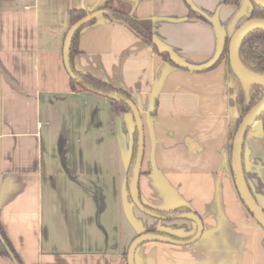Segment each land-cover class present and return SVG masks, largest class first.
<instances>
[{
	"label": "crops",
	"instance_id": "crops-1",
	"mask_svg": "<svg viewBox=\"0 0 264 264\" xmlns=\"http://www.w3.org/2000/svg\"><path fill=\"white\" fill-rule=\"evenodd\" d=\"M108 1L0 0V211L23 264H127L142 234L189 240L198 231L194 221L154 218L134 204L133 114L71 91L70 13H93ZM228 1L115 0L150 28L172 63L103 16L79 34L75 69L128 92L141 114V202L186 206L203 222L192 244L143 243L136 264H264V229L239 196L229 156L235 76L222 57L253 5ZM237 81L248 92L251 85ZM243 163L264 208L261 122L247 135ZM0 264L15 263L0 256Z\"/></svg>",
	"mask_w": 264,
	"mask_h": 264
},
{
	"label": "trees",
	"instance_id": "trees-1",
	"mask_svg": "<svg viewBox=\"0 0 264 264\" xmlns=\"http://www.w3.org/2000/svg\"><path fill=\"white\" fill-rule=\"evenodd\" d=\"M252 11L249 16V19L253 18H264V8L257 6L252 0ZM187 3V2H186ZM228 3L239 5L238 1H228ZM189 10V15L193 17H200L197 12L187 3ZM97 11H104L102 15L107 20L115 23H119L127 27L137 38L143 41L146 45L150 46L155 53L161 56L165 61L171 62L170 55L168 51L161 49L153 38V34L150 28L139 18L118 10L115 7V0H109L104 6L100 7ZM90 14L89 12L83 9H75L70 13V28L79 20ZM98 20L94 19L88 24L82 26L72 37L69 59L72 71L75 75V78L70 77V87L71 91L75 94L90 93L102 98L108 99L113 102L115 112L117 113H129L132 114L130 106L127 104L128 100H132L131 95L123 90L122 88L113 86L105 80L98 79L90 74L79 72L75 69L74 58L81 51L79 49V34L80 32L88 25L93 24ZM70 30V29H69ZM230 39H227L225 49L223 51L222 57L229 58V43ZM239 56L243 65L251 72L264 76V30H256L251 32L246 36L243 42L240 45ZM230 71L233 74V71L230 67ZM235 76V75H234ZM258 90L251 95L249 98L245 109L241 114V119L250 111V109L255 106L263 97L264 89L258 87ZM232 102V99H231ZM233 103V102H232ZM240 119V120H241ZM240 120H234L231 117L229 121V156L231 159L232 145L234 136L237 132V129L240 125ZM262 123L264 130V113L260 117L259 121ZM138 151V131L135 132V147L133 158L129 167V180L131 182L133 176V168L137 157ZM148 210L157 213L161 219L172 221L181 219L180 215L183 213L193 212L190 208L186 206H180L171 210H159L152 207H149L143 204ZM246 207V206H245ZM248 210V209H247ZM249 212V210H248ZM194 213V212H193ZM250 213V212H249ZM251 214V213H250ZM253 217V215L251 214ZM162 235L163 234H159ZM167 237V236H166ZM173 239V238H172ZM135 240V239H134ZM133 240V241H134ZM0 256L6 257L13 261L15 264H23L21 257L18 252L15 250L7 231L1 220V211H0Z\"/></svg>",
	"mask_w": 264,
	"mask_h": 264
},
{
	"label": "water",
	"instance_id": "water-1",
	"mask_svg": "<svg viewBox=\"0 0 264 264\" xmlns=\"http://www.w3.org/2000/svg\"><path fill=\"white\" fill-rule=\"evenodd\" d=\"M252 1L257 6L264 8V0H252ZM104 13H105L104 11H96L88 14L81 20L77 21L67 33L64 44V64L70 77L75 78L69 59V51H70V45L73 35L82 26L88 24L94 19L99 18ZM256 30H264V18L248 19L233 33L229 43V62L233 74L240 82H242L245 85H254L264 89V76L249 71L243 65L239 56V49L241 43L248 34ZM127 104L130 106L132 110V114L134 116L136 122V128L138 131V151L133 168V176L130 183L131 197L134 204L137 206L139 210H141L142 212H144L145 214L151 217L161 218L157 213L152 212L147 208H145L140 199L139 183H140L142 162L145 151L144 124L141 114L135 103L131 100H128ZM263 113H264V95L261 98V100L255 106H253L250 109V111L244 116L237 129L232 145L231 165H232L237 191L239 193L242 202L249 210V212L253 215L257 223L264 229V208L259 204V202L255 198L249 187V184L246 179L244 163H243L245 140L247 138L249 131L259 121ZM257 135H258L257 132L254 133V136ZM180 218L194 221L197 224L198 231L193 238L189 240H175L170 237H166L154 233L142 234L137 238H135V240L131 243L128 251L127 264H136L135 256L138 247L148 241L167 242L177 245H189L196 242L201 237L204 230L202 220L197 214L193 212L183 213L180 215Z\"/></svg>",
	"mask_w": 264,
	"mask_h": 264
},
{
	"label": "rangeland",
	"instance_id": "rangeland-1",
	"mask_svg": "<svg viewBox=\"0 0 264 264\" xmlns=\"http://www.w3.org/2000/svg\"><path fill=\"white\" fill-rule=\"evenodd\" d=\"M233 79V118L234 120H240L241 119V114L243 112V110L246 107V100L248 99V97H250L251 95H253L258 89L256 86L251 85L250 87H244V88H248V92H250V94L245 91V89H243V87H241L242 85H239L240 87L237 88L235 85L240 84L237 79H235V77H232ZM242 121V119L240 120V122Z\"/></svg>",
	"mask_w": 264,
	"mask_h": 264
}]
</instances>
